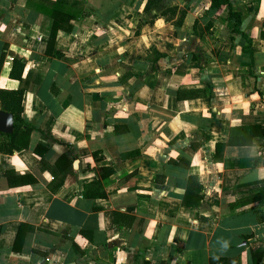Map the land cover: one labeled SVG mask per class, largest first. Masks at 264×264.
I'll list each match as a JSON object with an SVG mask.
<instances>
[{"label": "crops", "instance_id": "0c3cea01", "mask_svg": "<svg viewBox=\"0 0 264 264\" xmlns=\"http://www.w3.org/2000/svg\"><path fill=\"white\" fill-rule=\"evenodd\" d=\"M229 1L239 32L211 0H0L34 126L0 152V264H264V0Z\"/></svg>", "mask_w": 264, "mask_h": 264}, {"label": "trees", "instance_id": "16d2710c", "mask_svg": "<svg viewBox=\"0 0 264 264\" xmlns=\"http://www.w3.org/2000/svg\"><path fill=\"white\" fill-rule=\"evenodd\" d=\"M228 7L229 9V15L233 16L235 18V27L234 29L239 32V25H240V19L241 14L239 12H236L233 10L232 5L229 0H211V6L212 9H219L221 7ZM54 16V15H53ZM61 24L58 22L57 18L54 16V25L50 34L49 39V45H54L56 36L58 34V31L61 29ZM71 27H67L66 30H70ZM13 66L12 70L10 72V77L17 79L20 81V86L15 90H4L0 89V109L4 111L11 112L13 114L14 118V132L11 134H3L0 132V152L3 153H12L15 150H21L24 147L26 148L28 146L26 143H19V138L23 136H27L30 134V132L34 129V126L25 122L22 113H23V106H22V99L25 90L28 88V80L22 78L23 70L25 68V64L20 59H13ZM259 134L264 136V126L258 127ZM230 143L234 142L233 139L229 140ZM40 149H43L42 147H36L34 149L35 153H40ZM44 151V149H43ZM97 153H95V156ZM74 162V158H69L66 155L60 156L56 161L54 166L49 167L46 165L48 171L53 175L54 181L49 184V188L52 191H56L58 187H60L63 184V180L65 175L71 171L72 165ZM104 174V181L109 176V169L107 167H103L101 169ZM74 169L72 170V172ZM60 177V179H59ZM194 177H191L189 179V183L186 189V197L184 199V202L186 204H189V201L187 200V197L194 191V185L193 184ZM83 195L87 198H103L106 197V191L103 187V184L101 181L96 180L95 182L86 184L84 187ZM200 199V198H198ZM199 202V200H198ZM19 237V234L17 235V238ZM259 257L258 260L261 259L262 254L255 255L254 258ZM256 260L254 264H259V261ZM212 264V261H211Z\"/></svg>", "mask_w": 264, "mask_h": 264}, {"label": "water", "instance_id": "95a60500", "mask_svg": "<svg viewBox=\"0 0 264 264\" xmlns=\"http://www.w3.org/2000/svg\"><path fill=\"white\" fill-rule=\"evenodd\" d=\"M0 132L4 134H11L14 132L13 114L2 109H0Z\"/></svg>", "mask_w": 264, "mask_h": 264}]
</instances>
